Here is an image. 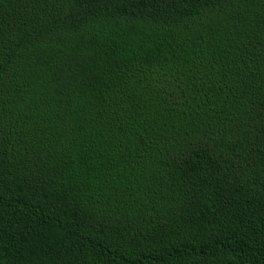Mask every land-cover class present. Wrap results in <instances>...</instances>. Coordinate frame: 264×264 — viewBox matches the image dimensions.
<instances>
[{
  "label": "trees",
  "instance_id": "obj_1",
  "mask_svg": "<svg viewBox=\"0 0 264 264\" xmlns=\"http://www.w3.org/2000/svg\"><path fill=\"white\" fill-rule=\"evenodd\" d=\"M0 264H264V0H0Z\"/></svg>",
  "mask_w": 264,
  "mask_h": 264
}]
</instances>
